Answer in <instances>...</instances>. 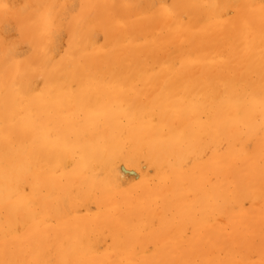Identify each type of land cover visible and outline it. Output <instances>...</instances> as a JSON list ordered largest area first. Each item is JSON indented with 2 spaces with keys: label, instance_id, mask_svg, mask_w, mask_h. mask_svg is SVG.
Returning <instances> with one entry per match:
<instances>
[{
  "label": "bare ground",
  "instance_id": "6f19581e",
  "mask_svg": "<svg viewBox=\"0 0 264 264\" xmlns=\"http://www.w3.org/2000/svg\"><path fill=\"white\" fill-rule=\"evenodd\" d=\"M144 1L0 0V264H155L167 246L175 264H199L195 254L237 264L233 244L224 256L206 247L221 239L219 222L193 223L191 238L183 228L194 215L219 219L264 176V0ZM255 133L242 156L236 137ZM223 138L230 156L183 174L185 155ZM142 162L156 173H140ZM120 168L139 182L123 188ZM226 168L228 181L210 182ZM154 177L168 181L161 197ZM155 215L165 230L149 238ZM226 222L242 242L244 225ZM170 224L182 238L151 257L147 243Z\"/></svg>",
  "mask_w": 264,
  "mask_h": 264
},
{
  "label": "rangeland",
  "instance_id": "374dc122",
  "mask_svg": "<svg viewBox=\"0 0 264 264\" xmlns=\"http://www.w3.org/2000/svg\"><path fill=\"white\" fill-rule=\"evenodd\" d=\"M126 2H124V4L123 5H126V3H127V1L128 0H125ZM141 1H143V2H139V4H142V3H144L145 1L144 0H141ZM73 4V3H72ZM146 4V3H145ZM143 5V4H142ZM96 33V32H95ZM98 35H100L99 33L96 35V36H98ZM96 36H94V40H98V37H96ZM153 38H155V37H153ZM140 40L141 41H145V38H142V36L140 37ZM175 60H176V58H175ZM175 60H174V62H175ZM176 61H178V60H176ZM175 64H176V66H178L179 64L178 63H176L175 62ZM257 119H258V123H264V120H262V118H261V116L260 115H258V117H257ZM232 129V128H231ZM261 129V130H260ZM260 129H259V131L260 132H258V133H260V135L262 134V132H264V126H260ZM245 130V129H244ZM246 131V130H245ZM233 132V133H232ZM234 132H235V130H232L231 132H229V134H231V135H233L234 134ZM258 133H255V134H252L251 135V137H250V135H240L241 137L239 138V136H237L236 138H238V141H237V139H236V141H235V146H236V150H240V149H242V148H244V149H242V156H244V155H247V152H248V154H251V153H254V151H255V148H254V146L256 145V143H255V141L257 142V138L259 137L258 135ZM242 136H244V137H242ZM249 136V137H248ZM247 138L249 139V140H247ZM224 139V140H223ZM223 139H221V140H219L216 144H214V145H212V146H210V147H208V148H206L205 149V152H207V154L206 153H204V150L203 151H201V150H198V151H195V154H194V152H192V154L191 153H189V155L187 156V155H185L182 159H181V165H183L182 166V172H183V174L185 173V172H187V171H189L190 169H189V167H191V166H194V168H196V167H199V166H196V163H199V162H203V161H205V160H207V159H209L212 155H214L215 153H217V154H222L223 152H226L225 151V149L227 150L228 149V151H227V154L230 156V154H229V152H233L234 150H235V148L233 147H231V148H229L228 146H229V140H226V138H223ZM248 141V142H247ZM219 145V146H218ZM219 147V148H218ZM238 148V149H237ZM244 150V151H243ZM245 150H246V152H245ZM215 151V152H214ZM201 152V153H200ZM200 153V154H199ZM203 153H204V156H203ZM212 153V154H211ZM206 154V155H205ZM234 155V154H233ZM232 155V156H233ZM232 156L230 157V159L232 158ZM187 157H188V159H190V160H188L187 159ZM199 157V158H198ZM234 157V156H233ZM229 158V157H228ZM237 158H238V156H237ZM236 157H234V159L232 158L231 160L232 161H236V160H238ZM184 161V162H183ZM188 161H189V163H188ZM228 163V162H227ZM202 164V163H201ZM229 164V163H228ZM180 165V166H181ZM198 165V164H197ZM230 167L231 166V164H229V165H227V166H225V167ZM141 167H142V170H141V172L140 173H147L148 174V176H152V175H154L155 173H156V168L154 167V166H148L145 162H142L141 163ZM181 168V167H180ZM123 169V170H122ZM163 169L166 171L167 169H168V167L165 165V166H163ZM119 170H121V171H125V173L123 174V176L121 175V177H123V181H122V184H123V188H126V187H128V186H131V187H134L135 185H136V183H138L139 181H138V178H139V173L136 171V174H137V176H136V174L134 175V174H132V172L130 171V170H127V169H124V168H120ZM186 170V171H185ZM195 170V169H194ZM190 171H192V170H190ZM181 172V171H180ZM219 173V172H218ZM244 173V172H243ZM217 174V173H216ZM250 173H249V170H247V173H244L243 174V177H246V176H248ZM210 175V174H209ZM208 175V178L209 179H211L210 180V182H212L213 181V178L214 179H217V178H215L216 176L218 177H220L221 176V178H223L222 176H227V177H225L226 179H222V180H220V179H218L219 181H228L229 179H230V177H228L230 174H229V168H226L225 169V171H224V173L223 172H221L219 175H215L214 174V176L213 175H210L209 176ZM218 177V178H219ZM227 178H229V179H227ZM122 179V178H121ZM154 180H152V185H153V183H156L157 184V182H158V179H157V177H154L153 178ZM262 180H260V183H258L256 186L257 187H254V186H252V187H250V194H251V196H250V194H248V192L249 191H247V195H248V197H247V195H245L246 193H244V195H245V198H244V196L243 195H241L242 196V199H241V197L240 196H237V197H235V198H230L229 200L230 201H228L227 202V205H228V208H230V209H228L227 207L225 208V206H227V205H224V207H223V209H222V211H220V212H214V216L216 217V216H218V217H220L219 219H222V220H219V219H216V218H214L213 216H211V215H213L211 212L209 213V214H211V215H209V217H210V219L213 217L214 219H209L208 220V217H207V220L206 219H201V221L202 222H199V220H200V218H201V216H199V212H197V214H198V216L199 217H195V215L193 216L194 218H192V224H189V222L191 223V219H189L190 221H188L186 224L188 225H186V228H185V226H184V228H183V233H185V231L187 230V232L185 233V236H184V238L185 237H187V238H191L192 236H193V230H194V228H196L195 226H197V224L199 223V225L198 226H201V229H202V231H205V230H203V229H209V228H211L212 226L211 225H213L214 224V222H215V224H216V222L218 223V224H221V226H222V228H223V231H222V233L219 235V236H221V239H219V240H221V242L218 240V239H216V240H214V241H211L210 243H209V246H206L209 250H211L213 253H216L217 254V252L220 250V252H218V253H220L221 255H225V252L224 251H221V247L223 246V245H227V244H229L230 245V243L231 244H233V245H231V246H233V248H231V249H233V257H234V259H236L237 261V264H264V243L263 242H261V240L259 239V237L256 235V227H257V225L260 223L259 221H260V218H261V216L263 215L264 216V176H262V178H261ZM249 180V179H248ZM155 181H157V182H155ZM159 183H161V182H158V185H156V187L157 186H162L161 184H159ZM168 184V181L166 182V185ZM165 185V184H164ZM165 185V187L164 186H162V187H160V189L157 187V189H159L160 190V192H159V190L158 191H155V193L157 192V195H159V197H161L160 195H161V193H165V192H167V188L169 187V184L166 186ZM263 185V186H262ZM232 187V186H231ZM164 188V189H163ZM233 188H234V186L232 187V189H231V191L228 193V195L231 193V195L230 196H228V195H226L225 197H231L232 196V193H233ZM186 189V188H185ZM162 190V191H161ZM198 190V193L201 195V193L199 192L200 191V189H197ZM228 191H229V189H228ZM192 196V195H191ZM190 195H189V197H188V199H191L192 197H191ZM252 197V198H251ZM247 198V199H246ZM250 198V199H249ZM175 199V198H174ZM173 199V200H174ZM231 199H233V200H231ZM243 199H246V200H243ZM251 199H253V200H251ZM242 202H241V201ZM250 200V201H249ZM256 202H255V201ZM263 200V201H262ZM176 201V200H175ZM233 201V202H232ZM237 201H239V202H237ZM254 201V202H253ZM160 202V201H159ZM158 202V203H159ZM172 202V201H171ZM173 203V202H172ZM231 203H234V204H232L231 205ZM239 203V204H238ZM231 206H230V205ZM242 205V207H240L241 205ZM158 205L159 204H156V206L154 205V207H157V209L159 210L160 209V207H158ZM250 205H254L255 207H253V208H256L254 211H252L251 210V206ZM160 206V205H159ZM174 206V207H173ZM250 206V207H249ZM172 207L173 208H175V202H174V204L172 205ZM237 207H238V210H235L234 211V213H233V210L234 209H237ZM260 207V208H259ZM214 208H216L215 206H213V209ZM232 209V210H231ZM247 209V211H248V209H249V212L248 213H251V215L249 214V216L248 215H246L245 214V212H247V211H245ZM258 209V210H257ZM259 209H260V211H259ZM261 209L263 210L262 212H261ZM225 210V211H224ZM228 210H230L229 212H228ZM251 210V211H250ZM212 211H214V210H212ZM239 211V212H238ZM91 212L92 213H96L97 212V209H96V207L92 204L91 205ZM241 212H243V213H241ZM255 212H257L256 214H254ZM226 213H228L227 215L229 216V218L227 217V215H226ZM241 213V214H240ZM197 214H196V216H197ZM243 214V215H242ZM201 215V214H200ZM233 215L234 216H237V217H234V219L232 218L233 217ZM244 215H246L245 217H244ZM255 215V216H254ZM257 215V216H256ZM153 217H155V218H153ZM152 218L153 219H151V221L153 222V221H155V222H151L152 223V225H149V226H147V228L144 230V231H146L147 229V233H151V231H156L155 232V235H154V233L152 232V234H150L151 236L149 237V238H152L153 236H154V238H156V237H158V233H160V232H162V231H164L165 229H163L164 227H162L161 228V226H158L159 224H158V222H159V219L156 217V215L155 216H153ZM217 217V218H218ZM222 217V218H221ZM225 217H227V218H225ZM231 217V218H230ZM225 218V220L223 221V219ZM194 219V220H193ZM230 220V222L231 223H233V221H234V223H238V224H240V225H244L243 227V229H242V231H244V233H245V238L243 239V241L241 242V240L240 241H235L233 238L235 237L234 235H233V233H234V231H233V228H232V225L231 224H229V222H226V221H229ZM244 220V221H243ZM198 221V223L196 224V222ZM193 223H195L194 225L195 226H193ZM205 224H208V225H205ZM171 226L172 225H174V224H170ZM169 225V227H171ZM203 225H205V227H203ZM217 225V224H216ZM209 228H208V227ZM211 226V227H210ZM151 227H153V229L151 228ZM213 227H215L214 225H213ZM166 228H168V225H167V227ZM178 227L176 226V225H174L173 226V228L171 229V230H169L170 232H168V230L166 229V233L165 232H163L164 234H163V236L162 235H160V237L158 238V240L157 239H150V241L151 242H148L147 243V245H149V246H147L146 248H147V250L149 251L150 249L151 250H158V248H156L157 246H156V244L160 247V244H162L163 242H166V243H168L169 241H171L172 239H175V236H176V234H177V238L176 239H179L180 237H181V235H178V231L176 230ZM158 229H161V230H158ZM169 229V228H168ZM201 229H200V231H201ZM149 230H151V231H149ZM196 230H197V228H196ZM199 231V230H198ZM197 231V232H198ZM229 232H230V234H229ZM146 233V232H145ZM156 233H157V236H156ZM162 234V233H161ZM229 235V236H228ZM233 237V238H232ZM182 238V237H181ZM180 238V239H181ZM220 238V237H219ZM232 239V240H231ZM152 240H153V242H154V244H153V242H152ZM223 240V241H222ZM173 241V240H172ZM171 241V242H172ZM218 241V242H217ZM227 241V242H226ZM171 242H169V244L171 243ZM181 241H177V243H180ZM214 242H215V244H214ZM217 242V243H216ZM176 242L174 241L173 242V244H175ZM213 243V244H212ZM227 243V244H226ZM217 244V245H216ZM260 244H262V246L260 245ZM163 245V244H162ZM169 246H171V245H169ZM174 246V245H173ZM228 246V245H227ZM163 247V246H162ZM161 247V248H162ZM172 247V246H171ZM168 247L167 246V249H165V251L166 252H168L167 253V255H165L166 253H165V251H164V249H163V251L161 252V250H160V254L158 255V253H157V256L155 255L154 257H156L155 259L157 260V261H155L154 259V263L156 264H175V261H173V260H169L168 261V258H166V257H168L169 256V259L171 258V256H176V254H174V252H171V251H173V250H176V248H175V246H174V248L172 247ZM211 247V248H210ZM212 247H214V248H212ZM262 247V248H261ZM104 244H100V247H99V250H100V252H103L104 251ZM136 248H140L139 246H137ZM154 248V249H153ZM261 248V249H260ZM214 249H215V251H214ZM154 250V251H155ZM136 251H137V249H136ZM137 252H140L139 250L137 251ZM151 254H152V252L151 251H149ZM176 252V251H175ZM151 254H150V256H151ZM156 254V253H155ZM174 254V255H173ZM174 256V257H175ZM151 257H153V254H152V256ZM153 257V258H154ZM177 257V256H176ZM175 257V258H176ZM200 256L199 255H197V254H195L194 255V257H193V259H194V261H197L199 264L203 261V259L201 260V259H199L198 260V258H199ZM149 258V257H148ZM173 258V257H172ZM171 258V259H172ZM175 258H174V260H175ZM178 258V257H177ZM176 258V262H178L180 259H181V257H179L178 259ZM262 258V259H261ZM151 260H150V262L151 263H153ZM172 261H173V263H172ZM53 262V264L55 263L54 261H52Z\"/></svg>",
  "mask_w": 264,
  "mask_h": 264
}]
</instances>
